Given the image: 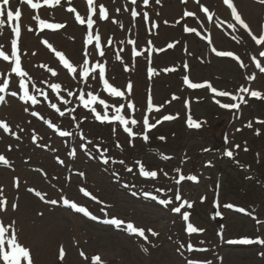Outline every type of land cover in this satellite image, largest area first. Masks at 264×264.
<instances>
[{
  "label": "rangeland",
  "instance_id": "374dc122",
  "mask_svg": "<svg viewBox=\"0 0 264 264\" xmlns=\"http://www.w3.org/2000/svg\"><path fill=\"white\" fill-rule=\"evenodd\" d=\"M94 3L97 15L93 16L96 21L93 33L98 32L101 36L103 57L93 45L84 44L86 24H78L75 13L67 11L69 7H75L86 18V0H61V5L55 8L45 6L40 10H31L20 0H12L13 7H20L22 11L21 65L32 77L30 93L36 94L40 102L30 106L29 112L24 111L28 106L9 95L18 90L19 77L10 72L8 62L0 60V82L4 78L10 81L9 89L0 93L6 97V102L0 104V120L7 122L20 137L17 140L0 129V154L11 164V167L0 165V187L4 188L10 203L18 204L15 211L9 208L6 214L0 213V219L6 224L16 222L19 240L31 249L34 264H91L94 255H100L105 264H187L188 260H196L199 264H264V258L259 255L264 252V245L229 243L244 238L264 239V125L257 123L264 120V100L239 91L241 87H247L264 93V73L253 60L255 57L264 66V57L259 55L264 46L257 45L236 24L223 0H200V4L213 14L211 21L196 0L186 3L161 0L160 4L149 0L147 7L143 0H137L135 6L131 0H94ZM101 4L108 10L109 20H99ZM233 4L253 34L259 37L264 26V4L258 0H233ZM132 7L141 13L136 20L131 17ZM145 11L150 17L148 22L142 19ZM185 11L195 15L185 17ZM36 14L49 23H63L65 27L41 32L32 19ZM177 20L180 22L176 23ZM153 21L157 25L155 28ZM229 23L234 24L235 29L229 28ZM185 26L196 29L200 35L185 32ZM29 27L34 31H28ZM0 32V44L10 54L14 34L7 23ZM45 39L78 69L87 48L92 52L90 63H104L106 78L113 86L125 91V97H109L98 76L93 79L90 75L87 82L82 77L74 78L60 64L55 53L42 43ZM109 39L111 44H108ZM129 40H135L136 44H129ZM169 43L175 46L168 48ZM133 47L143 54L133 58ZM213 48L231 51L240 59L218 57ZM241 62L244 67L240 66ZM149 67L155 70L152 77L148 76ZM48 68L55 70L57 76L53 77ZM185 75L194 83L207 82L217 91L242 95L247 103H242L239 110L223 109L216 100L220 103L240 101L218 97L207 87L190 89L183 83ZM252 76L255 79H249ZM129 82L133 85L130 96L126 92ZM32 83L48 94V100L34 92ZM51 83L61 84L60 96L70 103L63 104L51 91ZM68 91L74 95L69 97ZM81 91L99 94L110 105L124 104L127 116L140 122L133 129L137 133L143 132L141 125L145 115L150 123L162 121L164 115L176 118L157 124L149 131L148 141L143 140L142 134L129 138L120 127L113 133V125L96 121L80 106L78 95ZM149 96L154 106L159 107V112L155 107L151 113L147 111ZM129 100L134 110L127 109ZM49 103H56L61 111H65V116H59ZM72 108L75 112L68 111ZM33 110L44 120L52 121L60 130L70 131L73 135L60 137L44 120L32 116ZM108 111L109 115L114 114L112 108ZM189 115L200 124L199 128L188 127ZM85 116L87 119H83ZM249 122H252V128L246 127ZM17 125L24 131L21 132ZM256 129L260 130V135L255 134ZM34 134L37 136L35 143L32 141ZM161 136L165 139H159ZM117 143L120 148L116 147ZM82 144L87 145V151L81 148ZM245 147L248 148L246 152ZM73 148L76 149L74 157L69 155ZM228 149L233 150V159L223 155ZM154 151L159 156L153 154ZM101 152L109 159L108 164L102 162ZM164 156L170 159L165 160ZM57 158L64 163H58ZM121 160L123 164L119 163ZM137 161L146 170L156 171L157 177L139 175ZM129 167L131 172L127 171ZM180 174L196 175L198 182L186 180L178 185L176 180ZM16 178L20 181L18 189L13 187ZM28 188L46 193V200L59 202L56 205L45 203ZM81 189L90 195L85 196ZM177 190L182 201L193 204L190 209L185 206L182 212L190 213V222L203 228L202 233L189 236L181 215L171 211L182 203L175 200ZM145 192L157 199L145 197ZM202 197L204 202H201ZM61 198L86 207L98 219L93 221L75 212L63 205ZM160 199H170L172 203L164 206L159 203ZM214 201H219L222 212L218 222L211 218ZM225 204L235 207L224 208ZM237 208H244L245 212H238ZM113 218L124 224L117 228L103 223ZM127 223L143 228L148 239L129 233ZM148 229L158 235L152 236ZM189 243L207 251L189 252ZM181 244L184 248H180ZM60 246L66 251L63 262L58 259ZM81 251L88 257L87 261L80 256Z\"/></svg>",
  "mask_w": 264,
  "mask_h": 264
},
{
  "label": "snow or ice",
  "instance_id": "6c2138e0",
  "mask_svg": "<svg viewBox=\"0 0 264 264\" xmlns=\"http://www.w3.org/2000/svg\"><path fill=\"white\" fill-rule=\"evenodd\" d=\"M161 0H155L156 4H160ZM182 2H187V0H182ZM198 4H200V0H196ZM223 2L227 5L228 9L231 10V15L233 19L235 20L236 24H238L242 29H244L248 35L255 41L257 45L264 46V26H262V34L257 37L253 34L251 28L249 25L245 22L244 19H242L241 15L238 13L237 8L233 4V0H223ZM260 4H264V0H258ZM20 3L23 5H26L27 8L31 10H40L44 8L45 6L47 8H55L59 5H61V0H20ZM87 3V17L85 18L82 16L75 7H69L67 9L70 13H75V20L80 25L86 24V31L87 36L84 41V44L87 45H93L94 49L98 52L100 57H103L105 55L104 50L101 47V36L98 32L93 33V26L96 23V21L93 19L94 15H97V7L94 3V0H86ZM131 4L135 6L137 4V0H131ZM143 5L147 7L149 5V0H143ZM200 10L207 16V19L211 21L213 19V14L210 13L209 9L205 7L203 4H200ZM117 12L120 11V9L116 10ZM125 11H128L127 8H125ZM141 13H139L135 7L131 8V17L133 20H136L138 16H140ZM185 17H191L194 16L195 13L192 11H185L183 13ZM98 18L101 21L109 20V12L106 9L104 5H99V11H98ZM21 19H22V11L20 7H13L12 0H0V29H3L7 23L8 27H10L11 33L14 34V38L11 39V51L10 54H8L4 50V46L0 44V60H3L5 62H8L10 66V72L14 73L16 77H19L18 82V90L17 91H11L9 95L11 97H17L20 101L23 102L24 105H27L28 107L24 108L25 112H29L30 106L37 105L40 101L37 98L36 94H32L29 91V83L32 81V77L29 75L27 71H25L22 68L21 65V50L19 47V42L21 39ZM32 19L36 21L39 30L42 32L44 29L49 30H59L63 29L65 25L63 23H49L47 20L42 19L39 14L33 15ZM142 19L145 22H148L150 17L147 11L143 12ZM113 23H116L115 20H112ZM180 21L177 20L176 23H179ZM167 24L168 22L165 21ZM122 26V25H121ZM157 25L153 21L152 27L155 28ZM229 28L235 29V25L229 23ZM28 31H34L33 28L29 27ZM185 32L188 33H196V35H200V33L196 32V29L185 26L184 28ZM0 35H2V32H0ZM235 39V37H233ZM211 43V41H209ZM42 43L52 52L55 53V56L58 58L60 64L63 65V67L67 70L69 74H71L74 78L75 77H82L85 82H87L89 76L91 75L93 79H96L97 76L99 80L102 82L103 90L108 94L109 97L114 98H123L125 97V91H121L119 88L113 86L109 82V80L106 78V67L104 63H101L97 61L96 63H90L89 57L92 55V52H89L87 48H85L84 54H83V60L82 64L79 66V69L77 66L74 65L73 62L69 60V58L66 57V55L56 50L51 43L48 42V40H43ZM112 41L109 39L108 44H111ZM129 44L135 45V40H129ZM149 44L151 42L149 41ZM175 45L172 43H169L167 45L168 48H173ZM155 50V49H154ZM216 56L218 57H232L239 61V57L235 56L233 52L231 51H217L215 48L212 49ZM158 51H164V49H159ZM132 57H138L141 56L143 53L140 51H137L135 47L131 50ZM35 55V53H33ZM259 55L261 57H264V51L260 52ZM149 60V63H151V57H147ZM116 59L119 60L120 56L117 54ZM253 60L256 64V67L259 69L261 73H264V66L261 65V62L259 60H256L255 57H253ZM241 67H244L245 65L243 62L240 63ZM41 67H44L41 65ZM188 68V65L185 64V69ZM127 67L125 68V71H127ZM175 69H166L165 71H174ZM48 72L51 73L53 77L57 76V72L53 70L52 68L47 69ZM155 70L152 67L148 68V76L152 77ZM249 79H255L254 76L249 77ZM9 79L4 78L2 82H0V93H5L9 89ZM183 83L190 89H202L207 87L211 90L212 93H215L218 97H230L232 101L239 100L240 103H220L219 100H216V103L219 104V106L223 109H236L239 110L241 108L242 103H247L244 96H237L233 95L227 91H217L215 87H213L210 83H194L189 79L188 75H185L183 77ZM51 91L53 93H56L57 96L60 98V100L63 101V104L70 103L68 100H65L62 96H60L61 93V84L60 83H51L49 85ZM32 89L34 92H38L40 95L44 97L45 100H48V94L44 92L42 89L36 88V85L32 83ZM133 85L131 82H129L126 86V92L130 96L132 94ZM241 93L249 94L251 97L256 98L258 100H264V93L260 91H251L247 87H241L239 90ZM67 95L69 97L73 96L74 93L72 91H68ZM173 99H176L174 96ZM79 105L82 106L85 110H87L91 115L94 117L96 121H99L100 123L104 124L107 123L109 125H113V133L116 132V128L120 127L124 133L127 134V137L129 138H135L138 135L142 134V138L144 141L149 140V131L151 129L156 128L157 124L161 123L162 121H171L175 119L176 117L172 115H164L161 120H157L155 123H150L149 118L147 115L143 117L142 120V133L134 132L133 129L135 126H137L138 123H140L136 118H129L125 112V105L120 104L118 107L113 105H110L105 99L101 98L99 94H94L92 91L89 92H83L81 91L78 95ZM6 102L5 95L0 94V104H3ZM51 109H54L59 116L63 117L65 116V111H61V108L57 106L56 103H49L48 105ZM187 106V104H186ZM154 104L152 97L149 96L147 101V111L151 113L154 109ZM101 109V110H98ZM109 108H112L113 113L112 115H109ZM127 109H133L134 105L129 100L127 104ZM159 107H155V111L159 112ZM69 112H75V108L68 109ZM34 117H38L39 119L44 120V117L40 116V114L33 110L30 113ZM83 119H87V116L83 117ZM44 123L47 124V126L51 129H53L60 137H71L73 135L70 131H62L60 128L53 123L50 120H44ZM257 123L264 125V120H259ZM187 125L188 127L192 128H199L200 124L193 120L191 116L189 115L187 119ZM19 128L21 132L24 131L23 128H20L19 125L16 126ZM246 127L252 128L253 124L252 122H249ZM0 129L3 130L4 133H10L12 136H14L17 140L20 139V137L12 131L9 124L5 122L4 120H0ZM240 129H237L239 131ZM256 135H260V130L256 129ZM83 139V137H81ZM159 139L164 140L165 137L161 136ZM32 141L35 143L37 141V136L34 134L32 136ZM88 143H91V141H88ZM117 148H120L121 145L119 143L116 144ZM11 146H9L10 150ZM81 148L87 151V145L82 144ZM235 148H240V145H235ZM245 152L248 151V148L245 147L243 149ZM99 151V149H98ZM107 150H104L106 152ZM70 156L74 157L76 155V149L73 148L71 152L69 153ZM91 155V153H89ZM223 155L228 157L229 159L234 158V152L231 149L225 150L223 152ZM163 159L167 160L170 159V157L164 156ZM101 159L104 164L109 163V159L104 156L103 152H101ZM58 163L63 164L64 161L57 158ZM114 163L116 161H113ZM119 163L123 164L124 161L121 160ZM137 164L139 165V175L146 177V178H156L158 173L156 171L146 170L145 166L137 161ZM0 165L11 167L10 161L5 157V155L0 154ZM209 166H211V162H209ZM128 172L132 171V168L127 169ZM180 170L177 169V172ZM82 176L83 173H80ZM167 175V173H165ZM192 181V182H198V177L196 175H184L180 174L179 178L176 180V183L179 185L183 181ZM20 181L19 178L14 179L13 181V187L19 188ZM29 192H33L36 197H38L41 201H44L45 203H49L52 205H56L59 201L56 199L46 200V193H42L41 191H38L34 188H28ZM83 194L85 196H89L90 193L85 191L84 189H81ZM157 191H161V189H157ZM135 195V193H133ZM145 197H150L153 200H156V196H152L150 193L145 192ZM63 205L70 207L72 210H74L77 213L83 214L85 217L90 218L91 220H97L98 217L93 215L91 212L88 211L86 207L80 206L75 202L70 201L67 198H61ZM95 199V197H93ZM205 198H201V202H204ZM175 200L176 201H182V196L177 190L175 194ZM159 203L164 206H168L172 203L170 199H160ZM192 208L193 204L188 201H182V203L179 206L171 208V211L177 214L181 215L182 220L185 222L186 227L185 231L189 236H191L194 233H202L204 231L203 228L195 226L192 222H190V213L188 211H183L182 209L185 208ZM214 208H219L220 204L219 201L213 202ZM18 207L17 203L9 202L7 197L5 196L4 188L0 187V213L6 214L9 208L13 211H15ZM224 208L232 209L235 206L232 204H225L223 205ZM238 212H245L244 208H237ZM222 212L216 211L215 216H221ZM15 221H11L9 223H5L2 219H0V264H34L33 256L31 253V249L27 247L26 245L22 244L19 240L18 236V230L15 227ZM105 224L114 225L117 228H120L124 221L120 219H106L103 221ZM259 223V221H258ZM126 230L131 233L135 234L139 237L144 238L145 240L148 239V237L145 235V230L143 228H139L134 226L132 223H127ZM148 231L151 233L152 236L158 235L157 232L153 231L152 229H148ZM229 243L232 244H244V245H252V244H259L264 245V239H250V238H244L241 240H230ZM180 248H184V245L181 244ZM187 251L189 252H203L207 251V249L203 248H194L191 243L187 245ZM259 255L261 258H264V252H260ZM80 256L83 257L86 261L88 260V257L85 256V253L83 251L80 252ZM66 257V251L63 246H60L59 252H58V259L63 262ZM91 264H105V262L102 260L100 255H94L91 257ZM187 264H199L196 260H188Z\"/></svg>",
  "mask_w": 264,
  "mask_h": 264
},
{
  "label": "water",
  "instance_id": "95a60500",
  "mask_svg": "<svg viewBox=\"0 0 264 264\" xmlns=\"http://www.w3.org/2000/svg\"><path fill=\"white\" fill-rule=\"evenodd\" d=\"M218 210H219V208H214V212H213V214H212V218H213V220L216 221V222L218 221V220H217V219H218V216H215V212L218 211Z\"/></svg>",
  "mask_w": 264,
  "mask_h": 264
},
{
  "label": "flooded vegetation",
  "instance_id": "af4514ba",
  "mask_svg": "<svg viewBox=\"0 0 264 264\" xmlns=\"http://www.w3.org/2000/svg\"><path fill=\"white\" fill-rule=\"evenodd\" d=\"M155 155H157V156H159L158 154H157V152L156 153H154Z\"/></svg>",
  "mask_w": 264,
  "mask_h": 264
}]
</instances>
